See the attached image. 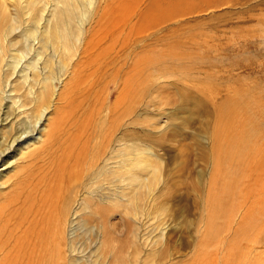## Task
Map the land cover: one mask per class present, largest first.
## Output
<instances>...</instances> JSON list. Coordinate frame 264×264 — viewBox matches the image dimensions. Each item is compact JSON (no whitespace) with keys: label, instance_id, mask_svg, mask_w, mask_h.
I'll return each mask as SVG.
<instances>
[{"label":"rangeland","instance_id":"obj_1","mask_svg":"<svg viewBox=\"0 0 264 264\" xmlns=\"http://www.w3.org/2000/svg\"><path fill=\"white\" fill-rule=\"evenodd\" d=\"M5 1L13 14L12 2ZM48 1L55 8L56 2ZM17 10L21 24L12 33L15 36L31 23L18 7ZM74 10L83 12V2L78 0ZM91 10L82 34L85 38L93 34L95 65L89 66L90 70L83 67L78 79H72L74 60L70 61L62 81L55 85V94L73 80L69 88V93L73 89L72 94L63 102L54 97L57 94L53 96L37 134L38 143L31 140L36 144L30 148L25 147L26 143L20 144L5 156L1 167L5 171L0 179L5 184L0 192L9 190L14 174L26 163L22 158L38 149L54 127L60 125L58 135L63 138L62 132H70L72 124L80 120L83 112H89L92 103L97 112L101 99L107 104L116 98L117 93L110 94L111 73L116 71L120 84L125 72L131 76L143 63L140 75L143 80L140 82L138 78L131 87L132 95H136L128 101L129 113L122 115L130 123L122 124L116 136L129 130L124 138L137 142L141 150L149 148L154 156L144 157L162 165L163 182L154 183L156 189L152 186L151 191L143 192L144 197L149 194L153 199L138 197L137 206L140 208L141 203L143 209L133 206L123 216L122 208L112 210L111 222L119 227L123 217L128 216L127 248L131 255L123 257L119 253L117 258L109 256L111 263L106 257V263L102 259L100 264H264V0H94ZM145 15L152 16L154 21L147 22ZM4 47L3 57L9 49L5 44ZM43 50L39 66L46 60L49 63L46 71L38 74L40 80L50 72L58 74L61 62L68 61H60L49 45ZM146 58L152 62H143ZM82 60L85 65V59ZM84 68L88 71H83ZM90 72L95 75H89ZM2 74L5 75L0 71ZM91 82L94 83L90 85ZM24 84L14 92L17 107H33L35 112L34 100L26 92L29 88L36 90L38 85L33 81ZM143 89L149 91L140 101L137 94ZM226 99L236 102L233 124L240 129L229 139L242 141V158L231 171L237 177L240 175L236 177L239 182L236 185L232 180L235 187L224 196L221 181L232 178L224 169L218 171L221 166L216 171L214 133L219 108ZM10 102L0 103L3 111L9 108L12 112L11 121L21 122L26 115L30 118L29 111L17 114L18 108L14 111ZM19 103L23 106H18ZM120 108L122 112L123 107ZM104 109L99 117L105 118ZM127 140L124 139L131 144ZM119 146L115 141L107 149ZM107 151L106 157L111 155ZM7 160L12 161L11 166H6ZM148 172L144 170L141 174L147 177ZM150 173L147 179L151 181L153 173ZM158 187H162L163 193ZM83 217L89 223L94 221L86 213ZM133 230L136 233L130 234Z\"/></svg>","mask_w":264,"mask_h":264},{"label":"bare ground","instance_id":"obj_2","mask_svg":"<svg viewBox=\"0 0 264 264\" xmlns=\"http://www.w3.org/2000/svg\"><path fill=\"white\" fill-rule=\"evenodd\" d=\"M9 1L12 2L13 14L7 9L6 1L0 0V31H2L0 32L2 33L0 34V71L5 74L1 75L4 80L2 83L0 81V102L10 100L15 111L18 108V100L17 98L15 100L14 96V92L18 90L17 87L29 81L37 83L38 87L36 90L27 89L26 95L34 100L36 111L34 112L33 107L18 108L17 114H22L24 111H29L27 113L30 114V118L26 115L21 122L11 121L12 112H9V108L3 111L2 103H0V179L3 178L5 171V168L1 169V167L9 151H15L20 144L26 143L25 147L30 148L38 143L37 134L40 132L48 108L53 103L52 98L57 94H55V85L62 81L70 61L74 60L71 77L77 78L79 70L81 71L83 67L90 70V67L95 65L92 51L96 47L92 38L93 34H88L87 38L82 34L83 25L92 14L94 0H85L87 2L80 0L83 2V12L80 13L74 10L78 0H50V2H56L55 8L51 5L50 8L48 0L44 2L42 0ZM39 2L42 4H38ZM17 7L23 15L25 14L24 16L31 19V23L24 28L22 34L15 36L16 34L12 33L16 32V26L21 24ZM50 16L51 19H49ZM145 16L147 22L154 21L152 16ZM4 44L9 47L5 57H3L6 49ZM48 45L52 47L55 54L59 55L60 61L66 59L68 61L61 62L59 66L61 71L58 74L51 75L50 72L49 76L44 75L40 80L38 74H42L48 68L47 60L44 61L43 66H39L43 48ZM83 58L86 61L85 65H82ZM143 60L145 62L149 59ZM151 62V59L147 61V63ZM142 65L144 64L139 63L137 71L131 76L125 72L126 75L120 84H118L117 75L114 74L116 71L111 73L109 83L112 84L113 90L110 94L117 93L116 98L107 104L101 99L97 112L95 104L92 103L89 112H83L80 120L72 124L70 132H62L63 138L58 135L60 125L54 127L52 133L47 135L38 149L29 151L22 158L26 163L14 174L9 190L5 193L0 192V264H100L102 259L104 262V258L109 256L117 258L120 254L123 257L131 255L130 248H127L128 216L123 217L119 227L118 223L111 222L114 214L112 210L122 208L123 216L130 212L129 209L139 208L138 197L150 196L148 194L144 197L143 192L145 194L151 191L150 187L154 183L163 182L162 165L153 159L146 160L144 157V155L154 156L153 152L144 147L141 150L137 142L132 143L124 138L127 135L126 132H129V127L128 131L116 136V132L124 124L130 123L123 120L122 115L130 111L131 106L128 101L136 95V93L132 95L131 87L139 80L138 78L140 82L143 80V77H140ZM92 73L90 72L89 75ZM73 82L72 80L69 86L64 85L61 92L54 97L62 99V102L66 101L69 94L73 92L72 89L69 93ZM119 86L121 88L118 90ZM148 91L140 90L137 94L141 98L140 101L148 94ZM152 98L156 100V96L152 95ZM235 103V99L233 102L226 99L220 106L219 120L215 121L218 124H216L215 133L213 132L217 147H215L216 171L217 166H221L222 168L218 171L224 169L232 178H230L231 181H221L224 196L230 194L235 187L234 183L237 185L239 182L237 178L240 177L231 172L233 168L238 167L242 158V141L229 139L236 129H240V126L233 124ZM18 106L23 105L19 103ZM104 107L105 118L99 117ZM71 110L76 111L75 108ZM118 110L120 114L116 115ZM16 123L17 126L14 125ZM124 139L131 144L126 143ZM115 141L120 146L111 148V151L108 150L107 148ZM133 150L137 151L133 152ZM106 151H110L108 154L111 153V155L104 156ZM11 163L12 161L7 160L6 166H11ZM144 170L153 173V180L147 179L150 172L146 173L148 175L145 176L146 178L142 176L141 171ZM4 184L5 180L2 184L0 183V188ZM153 188L156 189L154 186ZM143 189L146 190L143 191ZM159 191L162 192L161 189ZM150 197L153 199L152 195ZM141 208L144 207L140 203L139 209ZM84 213L90 219L93 218V223H89L91 221L83 217ZM136 213L139 214V212ZM134 214L132 213L133 217ZM140 214L138 216L142 215ZM134 231L136 230L130 234L136 233ZM139 234L143 235V232L139 231ZM110 257L108 262L111 260Z\"/></svg>","mask_w":264,"mask_h":264}]
</instances>
